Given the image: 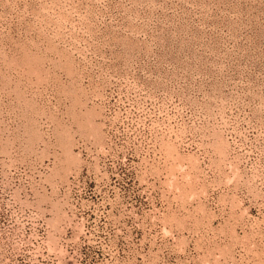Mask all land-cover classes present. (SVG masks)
I'll return each mask as SVG.
<instances>
[{
    "label": "rangeland",
    "instance_id": "obj_1",
    "mask_svg": "<svg viewBox=\"0 0 264 264\" xmlns=\"http://www.w3.org/2000/svg\"><path fill=\"white\" fill-rule=\"evenodd\" d=\"M0 264H264V0H0Z\"/></svg>",
    "mask_w": 264,
    "mask_h": 264
},
{
    "label": "bare ground",
    "instance_id": "obj_2",
    "mask_svg": "<svg viewBox=\"0 0 264 264\" xmlns=\"http://www.w3.org/2000/svg\"><path fill=\"white\" fill-rule=\"evenodd\" d=\"M72 18H73V17H72ZM73 19H74V18H73ZM76 20H77V19H76ZM80 20H81V19H80ZM78 21H79V20H78ZM34 135H36V134H34ZM36 136H37V135H36ZM34 137H35V136H34ZM31 139H32V138H31ZM36 139H37V137H36ZM32 140H33V139H32ZM34 140H35V139H34ZM176 144H177V143H176ZM174 147H175V146H174ZM68 148H69V146H68ZM69 149H70V148H69ZM223 150H224V149H223ZM68 153H69V152H68ZM68 153H67V154H68ZM70 153H71V151H70ZM67 156H68V155H67ZM70 157H72V156H70ZM73 158H75V157H73ZM70 159H71V160H76V159H72V158H70ZM69 161H70V160H69ZM70 163H71V161H70ZM70 163H69V164H70ZM72 164H73V163H72ZM72 166H73V165H72ZM68 167H69V166H68ZM194 170H195V169H194ZM194 170H193V171H194ZM196 170H198V169H196ZM195 177H196V176H195ZM190 181H191V180H190Z\"/></svg>",
    "mask_w": 264,
    "mask_h": 264
}]
</instances>
